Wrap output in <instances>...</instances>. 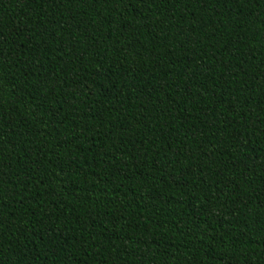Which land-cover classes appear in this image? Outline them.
Instances as JSON below:
<instances>
[{"label":"trees","instance_id":"16d2710c","mask_svg":"<svg viewBox=\"0 0 264 264\" xmlns=\"http://www.w3.org/2000/svg\"><path fill=\"white\" fill-rule=\"evenodd\" d=\"M0 264H264V0H0Z\"/></svg>","mask_w":264,"mask_h":264}]
</instances>
